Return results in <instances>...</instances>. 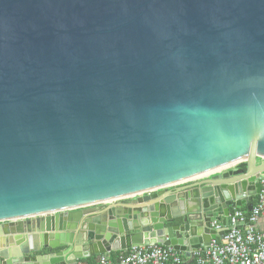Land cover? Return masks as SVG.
Returning <instances> with one entry per match:
<instances>
[{"label": "water", "instance_id": "1", "mask_svg": "<svg viewBox=\"0 0 264 264\" xmlns=\"http://www.w3.org/2000/svg\"><path fill=\"white\" fill-rule=\"evenodd\" d=\"M260 161L264 0H0V264H192Z\"/></svg>", "mask_w": 264, "mask_h": 264}, {"label": "built area", "instance_id": "2", "mask_svg": "<svg viewBox=\"0 0 264 264\" xmlns=\"http://www.w3.org/2000/svg\"><path fill=\"white\" fill-rule=\"evenodd\" d=\"M261 193L251 211L237 209L230 215V232L223 239L212 240L210 246L195 252L196 264H264V231L255 224L264 217V175ZM248 221L249 224L244 225ZM221 228V221L212 223ZM243 225V226H242ZM183 255L172 247L143 246L131 248L113 261L109 254L98 257V264H183ZM78 264H86L80 260Z\"/></svg>", "mask_w": 264, "mask_h": 264}, {"label": "crops", "instance_id": "3", "mask_svg": "<svg viewBox=\"0 0 264 264\" xmlns=\"http://www.w3.org/2000/svg\"><path fill=\"white\" fill-rule=\"evenodd\" d=\"M261 163H264V161H262ZM261 163H260V164H261ZM257 197H258V196H256L255 199H254V204H255V202L257 201ZM243 207L245 208V209H243V210L248 211L247 206H242V207L237 208V209H242ZM237 209H232V210H231L232 213L235 212ZM218 220H220V219H218ZM220 221H221V220H220ZM255 226H256V229H257V230H259V231H264V217L261 218V219L258 221V223L255 224ZM182 255H183V259H184L183 264H187L188 261H189V258H187L184 254H182ZM96 260H98V257L96 258Z\"/></svg>", "mask_w": 264, "mask_h": 264}, {"label": "trees", "instance_id": "4", "mask_svg": "<svg viewBox=\"0 0 264 264\" xmlns=\"http://www.w3.org/2000/svg\"><path fill=\"white\" fill-rule=\"evenodd\" d=\"M242 168H245V165H241ZM242 209H245L244 207ZM249 213V212H248ZM125 251L122 252H116V253H110V257L113 259V261H117L118 256H120L122 253H124ZM86 264H98L96 258L94 259H90V260H83ZM192 264H196V262L194 261V263Z\"/></svg>", "mask_w": 264, "mask_h": 264}, {"label": "bare ground", "instance_id": "5", "mask_svg": "<svg viewBox=\"0 0 264 264\" xmlns=\"http://www.w3.org/2000/svg\"><path fill=\"white\" fill-rule=\"evenodd\" d=\"M256 203V202H255ZM255 205V204H254ZM250 213V212H249ZM244 225H247L246 223H244ZM243 226V225H242ZM221 227H222V223H221ZM230 227V225H229ZM214 228V227H213ZM216 229V228H215ZM220 229V228H219ZM217 239H220V238H217Z\"/></svg>", "mask_w": 264, "mask_h": 264}, {"label": "rangeland", "instance_id": "6", "mask_svg": "<svg viewBox=\"0 0 264 264\" xmlns=\"http://www.w3.org/2000/svg\"><path fill=\"white\" fill-rule=\"evenodd\" d=\"M262 161H260V163H261Z\"/></svg>", "mask_w": 264, "mask_h": 264}]
</instances>
